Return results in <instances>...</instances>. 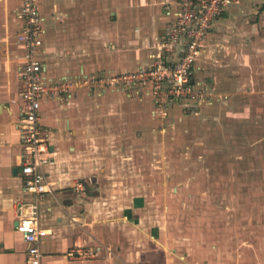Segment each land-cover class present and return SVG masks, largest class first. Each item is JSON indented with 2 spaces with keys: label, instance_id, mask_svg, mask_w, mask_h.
<instances>
[{
  "label": "crops",
  "instance_id": "1",
  "mask_svg": "<svg viewBox=\"0 0 264 264\" xmlns=\"http://www.w3.org/2000/svg\"><path fill=\"white\" fill-rule=\"evenodd\" d=\"M167 1L39 0L44 28L39 57L46 65L45 78L73 87L69 96L46 98L40 106V125L53 159L46 168L53 191L39 206L38 223L47 231L40 244L42 264H197L169 246L161 235L165 222L154 221L153 209L139 206L146 193L139 194L134 184L139 180L134 151L153 125L152 98L115 89L90 92L83 84L94 74L150 63V46L168 26L161 13ZM238 5L215 23L207 51ZM19 8L20 0H0V264H26L27 246L14 229L15 204L27 198L16 128ZM251 29L244 25L241 34L248 52L262 41ZM251 66L249 52V70ZM70 250L96 255L70 259Z\"/></svg>",
  "mask_w": 264,
  "mask_h": 264
},
{
  "label": "rangeland",
  "instance_id": "2",
  "mask_svg": "<svg viewBox=\"0 0 264 264\" xmlns=\"http://www.w3.org/2000/svg\"><path fill=\"white\" fill-rule=\"evenodd\" d=\"M238 2L196 66L210 97L150 114L153 125L134 151V184L146 193L139 206L153 209L169 246L197 264H264V0ZM244 25L262 36L250 48V70Z\"/></svg>",
  "mask_w": 264,
  "mask_h": 264
},
{
  "label": "built area",
  "instance_id": "3",
  "mask_svg": "<svg viewBox=\"0 0 264 264\" xmlns=\"http://www.w3.org/2000/svg\"><path fill=\"white\" fill-rule=\"evenodd\" d=\"M239 0H170L165 9L167 29L150 54V63L133 70L94 74L84 79L90 92L108 89L130 94L144 92L154 104L153 115L165 116L173 105L197 106L210 94L195 78L196 66L215 23ZM15 44L20 52L18 90L19 120L16 123L20 147L19 169L27 198L15 204L14 229L26 249V264H42L40 244L47 231L39 226V206L52 193L46 168L53 163L50 145L40 125V106L46 99L67 97L72 85L47 80L46 65L39 57L43 46V19L39 0H20L16 14ZM95 252L70 250V259L91 258Z\"/></svg>",
  "mask_w": 264,
  "mask_h": 264
},
{
  "label": "water",
  "instance_id": "4",
  "mask_svg": "<svg viewBox=\"0 0 264 264\" xmlns=\"http://www.w3.org/2000/svg\"><path fill=\"white\" fill-rule=\"evenodd\" d=\"M50 150H52V148H50Z\"/></svg>",
  "mask_w": 264,
  "mask_h": 264
}]
</instances>
